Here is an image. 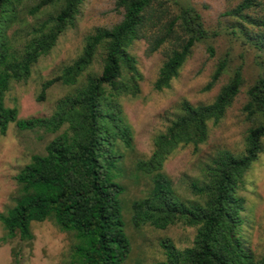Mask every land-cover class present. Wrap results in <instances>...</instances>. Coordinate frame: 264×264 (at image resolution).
I'll return each mask as SVG.
<instances>
[{
    "label": "trees",
    "instance_id": "obj_1",
    "mask_svg": "<svg viewBox=\"0 0 264 264\" xmlns=\"http://www.w3.org/2000/svg\"><path fill=\"white\" fill-rule=\"evenodd\" d=\"M222 16L229 32L264 54V0H236ZM84 0H0V134L13 122L20 130L42 129L54 136L13 176V204L0 212L7 239L16 238L14 264L20 262L21 244L34 240L32 222L51 220L71 233L66 264H123L131 252L123 199L126 187L124 158L134 152V134L121 102L140 93L143 74L130 52L137 40L147 52L163 49L164 58L153 88H168L194 46L213 32L190 4L172 10L169 0H113L121 12L111 27H99L85 37L81 51L41 84L37 100L54 83L72 87L47 116L19 118L16 106L5 103L13 82L25 81L42 55L74 25ZM29 16L31 21L27 20ZM17 27V28H16ZM24 31V34L21 32ZM208 51L213 53L211 47ZM98 64V69L93 65ZM227 70L221 59L204 89L212 87ZM242 66H236L208 103L181 100L167 123L152 138V149L135 161V169L150 180L147 192L131 201V224L165 229L180 224L195 228L192 243L178 247L164 237L160 246L164 264H264L240 237L245 200L237 194L244 173L263 149L264 74L245 88L241 107L249 123L244 149L236 155L216 152L189 183L192 197L178 192L164 172L166 159L177 149L197 150L244 87Z\"/></svg>",
    "mask_w": 264,
    "mask_h": 264
},
{
    "label": "rangeland",
    "instance_id": "obj_2",
    "mask_svg": "<svg viewBox=\"0 0 264 264\" xmlns=\"http://www.w3.org/2000/svg\"><path fill=\"white\" fill-rule=\"evenodd\" d=\"M33 0H26L30 4ZM172 10L179 5L190 4L202 15L205 26L213 32L209 38L198 42L179 74L172 79L168 88H153L158 69L164 58L163 49L147 52V43L137 40L130 52L137 59L143 74L140 93L121 98L123 112L131 124L134 134V152H127L124 158L125 172L121 182L126 190L122 196L123 216L126 232L131 239V252L123 264H164L165 255L160 246L164 237L172 239L178 247L192 243L195 228L180 224L165 229L150 225L134 227L130 222L131 201L142 197L150 186V180L135 169V161L146 157L152 149V138L167 123V116L175 111L177 104L186 99L193 104L213 100L220 87L227 81L233 69L241 65L245 79L244 87L228 107L224 117L216 125H210L207 140L197 150L192 146L181 147L164 162L163 170L171 178L175 188L186 197H192L189 183L201 176L205 163L221 149L238 155L244 149V137L249 123L241 107L246 99L245 88L260 74H264V54H260L248 43L234 37L227 28L229 18L222 12L232 7L236 0H169ZM121 12L115 9L113 0H84L76 15L74 25L67 28L54 47L42 55L33 66L25 81L13 82L5 95L8 106H16L19 118L47 116L56 101L70 92L72 87L58 82L47 88L45 97L37 100L41 84L53 77L59 68L70 62L80 51L85 37L99 27H111L121 19ZM32 18L27 16V20ZM17 28V27H16ZM24 34V31L21 32ZM211 47L213 53L208 51ZM227 59V70L209 89H204L216 64ZM98 69V64L93 65ZM53 133L42 129L20 130L13 122L5 134H0V212L13 204L15 182L13 176L35 153H44L45 144ZM237 194L245 200L242 212L243 223L240 237L256 255L264 253V137L263 149L244 173ZM34 240L30 247L21 244L18 264H66L69 260L73 237L60 230L51 220L32 222ZM16 238L7 239L0 223V264H14Z\"/></svg>",
    "mask_w": 264,
    "mask_h": 264
}]
</instances>
